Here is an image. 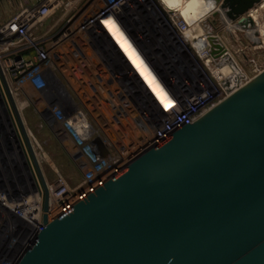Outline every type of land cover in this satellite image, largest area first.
Listing matches in <instances>:
<instances>
[{"label":"water","instance_id":"95a60500","mask_svg":"<svg viewBox=\"0 0 264 264\" xmlns=\"http://www.w3.org/2000/svg\"><path fill=\"white\" fill-rule=\"evenodd\" d=\"M206 1L242 28L263 2ZM209 43L231 96L55 222L45 217L20 264H264V72L241 87L225 46Z\"/></svg>","mask_w":264,"mask_h":264},{"label":"built area","instance_id":"2783aa9c","mask_svg":"<svg viewBox=\"0 0 264 264\" xmlns=\"http://www.w3.org/2000/svg\"><path fill=\"white\" fill-rule=\"evenodd\" d=\"M136 11L149 20L137 26ZM109 18L129 38L159 79L174 101V108L167 110L152 94L156 103L135 74L128 72L127 90L148 128V133L132 145L119 152L108 139L95 138L98 132L81 111L74 110L68 119L61 120L69 131L65 137L80 156L81 167H88L83 170L86 181L72 189L60 176L49 184L43 177L37 181L30 171L19 186L12 180L0 179V264H20L45 227V217L48 223L55 222L147 152L231 96L224 85L225 74L218 66L220 60L210 53L211 35L195 38L196 28L201 23L189 26L182 19L175 21L155 0L148 3L147 0H30L9 20L0 22L1 121L13 125L10 113L28 106L27 100L21 103L20 93L33 99V85L47 97L51 91L60 97L68 91L66 84L71 88L77 79L87 74V63L119 58L125 63L128 58L106 26ZM155 31L171 42L168 49H172L174 41L169 35H177L184 51L177 52L170 60L162 48L155 49L156 45L145 40ZM134 34L146 45V50H138L130 39ZM201 39H206L208 44L199 53L195 44ZM233 59L244 75L241 87L264 72L258 68L246 72ZM47 86H50V95L44 91ZM55 101L53 106H56ZM38 102L40 106L43 100ZM19 135L12 129L9 143L3 144L12 145L13 137ZM86 144L87 147H81Z\"/></svg>","mask_w":264,"mask_h":264},{"label":"rangeland","instance_id":"374dc122","mask_svg":"<svg viewBox=\"0 0 264 264\" xmlns=\"http://www.w3.org/2000/svg\"><path fill=\"white\" fill-rule=\"evenodd\" d=\"M26 1L30 0H4L1 2L0 22H5L14 16L20 10L21 5L25 4ZM262 3H264V0ZM262 3L258 5L259 7L257 6L254 8L256 9L255 12L252 10L249 13V17L252 20L254 19L253 28H242L238 23L228 21L222 11L217 8L214 10L217 11V15L211 12L199 22L201 24L196 28L195 38L205 35L219 38L225 45L228 53L232 58H235L246 72L252 71L255 68L264 69V44H262L260 33L258 32L259 29L264 28V4L262 7ZM252 14L253 16H251ZM143 16L144 14L142 12L136 11L134 21L137 23V26L147 21L148 18L145 19V16L144 18ZM152 30L154 31V29ZM151 35L153 36L150 37L148 41L152 44H156V47L159 46L158 49L162 48V51L164 50L165 52L164 55L170 60H173V56L178 54L177 52L184 51V47L180 45V38L175 34L171 33V35H169L170 38L174 40L172 49L167 48V45L171 42L163 38L164 35L160 36V33L157 34L156 31ZM127 40L129 41V38ZM137 54H139V52ZM148 70V73L151 75L159 91L155 92L150 87L152 94L156 96L164 107L165 104L170 101L172 108H174V101L159 79L152 72L150 67ZM142 78L144 79L143 76ZM144 83L148 84L145 79ZM49 88L50 86H47L46 90L44 87V91L49 92ZM66 88L69 92V84H66ZM33 90H35V94L31 100H29L26 94L20 93L21 103L27 100L28 106L23 110H12L10 113L13 125L20 134L21 145L16 143L9 146L3 143L0 144L3 151V157L0 154V179L3 178L7 181L12 180L19 186L21 183H24L22 179L26 177L30 171L37 181H41V177H43L47 183L53 184L57 177L60 176L72 189L77 188L86 181L85 173L80 165V156L74 152L73 146L66 140L65 136L67 135H65V133L63 134L60 129L55 126L53 121L55 118L61 123V120H66L73 114L72 111L74 110L69 106V96L63 93V95L59 97L56 93L52 94L53 92L51 91V95L49 92L50 96L47 97L43 94L41 89L38 91L36 85H33ZM41 99L44 103L42 102V104L38 106V101ZM47 99L50 100V103ZM54 101L56 102V106H53ZM44 105H47V108H45ZM128 108L131 111L129 115L131 114L130 116H132L130 119L126 118V116L124 118L125 112L118 113L123 117L122 119H118L124 121L122 125L114 118L117 117V113H115V115L113 113L106 115L97 111L89 113L85 108L78 111L86 115L88 122L91 123L98 132L95 138L101 137V139H108L112 142L110 143L111 146L115 150L121 152L123 148L129 147L133 142L137 141L138 138L144 136L145 132L148 130L143 114L136 110L131 99L127 100V106L124 109ZM63 125L66 127L65 123H63ZM144 130L146 131L144 132ZM25 137H27V140ZM87 146L88 144L81 147L85 148Z\"/></svg>","mask_w":264,"mask_h":264},{"label":"crops","instance_id":"0c3cea01","mask_svg":"<svg viewBox=\"0 0 264 264\" xmlns=\"http://www.w3.org/2000/svg\"><path fill=\"white\" fill-rule=\"evenodd\" d=\"M157 3L168 12L161 0H157ZM130 39L138 50H146V45L140 43L135 34L130 36ZM86 69H88L87 74L77 79L75 86L66 92L72 110L78 111L85 108L89 113L97 111L106 115L131 112L129 108L124 109L127 106V100L131 99L126 86V74L133 73L126 61L124 63V60L119 58L115 61L91 62L86 64ZM131 102L134 103L132 99Z\"/></svg>","mask_w":264,"mask_h":264},{"label":"bare ground","instance_id":"6f19581e","mask_svg":"<svg viewBox=\"0 0 264 264\" xmlns=\"http://www.w3.org/2000/svg\"><path fill=\"white\" fill-rule=\"evenodd\" d=\"M161 1L164 3L166 9L168 10L169 13H171L172 18L175 19V21L182 19V20L188 22L189 24H193L192 26L198 25L199 22H201L202 18H204L209 12H211L213 10L212 9L213 5L208 3L206 0H161ZM263 4L264 3H262V7H263ZM255 10L256 9H253L254 12H255ZM248 16H250V15H248ZM251 16H253V14ZM106 26H107L108 30L111 32V34L114 36L115 40L118 42L119 46L121 47V49L124 53V56L126 58H128V61L130 62V65L132 66V68L136 69V72H138V75H140L143 83H144V79L148 83V84L144 83L146 85V87L148 88V90L151 87L152 90H154L155 92H159L158 87L153 82L151 75L148 73L149 72V70H148L149 66L144 62L141 55L137 54L138 53L137 49L132 44V42H130V40L129 41L127 40L128 37L122 32L121 29L118 28L117 24L111 18L107 19ZM258 32L260 33V40H262V44H264V28L259 29ZM205 40L206 39H203V40L201 39V40H199V42H197L195 44L196 50L199 53H202L208 44L207 40L206 41ZM137 64H140V67H137ZM142 76L144 77V79L142 78ZM29 94H30V97L32 98L31 92H29ZM165 108H167V110L173 109L172 106L171 107H165ZM113 114L115 115V113H113ZM130 115H129V111L125 112L124 118L126 116V118L130 119V117H132ZM117 117H114L115 120L117 119L116 121L122 125V122H124V121L118 120L120 118L121 119L123 118L122 115L120 116V114L117 113ZM54 119H53V121H54L55 126L57 128H59L63 134L65 133L68 135L69 131L66 129V127H63V122L61 121V123H60V121H58L57 119H55V120ZM56 123H57V125H56ZM140 123H141V121H140ZM114 125H115V123H114ZM138 125H139V122H138ZM117 129H118V127H117ZM145 131L146 130H144V132ZM125 132H126V130H125ZM145 133H148V130ZM66 140H68V137L66 138ZM76 154H77V152H76ZM87 168L88 167L86 166V167H83L82 169L84 170Z\"/></svg>","mask_w":264,"mask_h":264},{"label":"flooded vegetation","instance_id":"af4514ba","mask_svg":"<svg viewBox=\"0 0 264 264\" xmlns=\"http://www.w3.org/2000/svg\"><path fill=\"white\" fill-rule=\"evenodd\" d=\"M145 40H149L148 38H146ZM9 119V118H8ZM10 122H6L5 124L1 121V118H0V144L2 143H9V139H10V132H12V129H14V132L17 133L16 131V128L10 123ZM25 135V134H24ZM26 140H27V137H25ZM14 141L16 144H20L21 145V139L19 138V136H15L13 137ZM8 146L10 144H7ZM2 149L0 147V154H2Z\"/></svg>","mask_w":264,"mask_h":264},{"label":"snow or ice","instance_id":"6c2138e0","mask_svg":"<svg viewBox=\"0 0 264 264\" xmlns=\"http://www.w3.org/2000/svg\"><path fill=\"white\" fill-rule=\"evenodd\" d=\"M137 67H140V64H137ZM147 78V77H146ZM172 106V104H171V102L169 101L167 104H165V107H171Z\"/></svg>","mask_w":264,"mask_h":264}]
</instances>
